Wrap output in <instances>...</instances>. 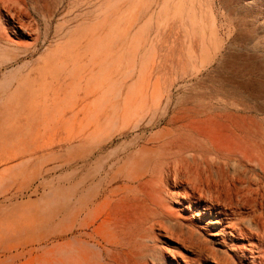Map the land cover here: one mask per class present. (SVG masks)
<instances>
[{
  "label": "rangeland",
  "instance_id": "374dc122",
  "mask_svg": "<svg viewBox=\"0 0 264 264\" xmlns=\"http://www.w3.org/2000/svg\"><path fill=\"white\" fill-rule=\"evenodd\" d=\"M0 264H264V0H0Z\"/></svg>",
  "mask_w": 264,
  "mask_h": 264
}]
</instances>
